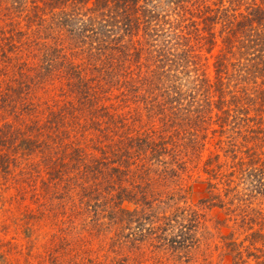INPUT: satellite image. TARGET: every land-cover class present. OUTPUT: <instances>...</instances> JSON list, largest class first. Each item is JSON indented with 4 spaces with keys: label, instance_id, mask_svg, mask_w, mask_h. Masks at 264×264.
Segmentation results:
<instances>
[{
    "label": "trees",
    "instance_id": "16d2710c",
    "mask_svg": "<svg viewBox=\"0 0 264 264\" xmlns=\"http://www.w3.org/2000/svg\"><path fill=\"white\" fill-rule=\"evenodd\" d=\"M5 1L25 20L24 30H16L20 42L32 44L44 35L45 6L53 15L50 37L57 30L71 40L61 44L65 38L58 36L46 54L50 78L73 96L57 112L72 128H94L96 138L102 134L104 144L93 139L96 152L81 154L89 156L79 174L92 179L84 188L90 201L101 184L110 186L111 174L121 182L123 176L141 178L143 183H133L136 192L121 186L116 197L184 202L175 217L195 227L199 209L172 186L179 183L186 154L208 140L215 148L204 161L209 177L203 201L231 211L264 197V0ZM112 108H127L130 119L147 128L120 132L114 140L111 130L126 122ZM158 184L166 185L161 198L147 189ZM164 219L165 238L173 236L174 218ZM172 238L166 242L173 244ZM258 239L264 244V233L252 232L251 244Z\"/></svg>",
    "mask_w": 264,
    "mask_h": 264
},
{
    "label": "rangeland",
    "instance_id": "374dc122",
    "mask_svg": "<svg viewBox=\"0 0 264 264\" xmlns=\"http://www.w3.org/2000/svg\"><path fill=\"white\" fill-rule=\"evenodd\" d=\"M45 7L44 35L22 43L18 31L24 30L25 20L0 0V264H264V244L259 239L251 244L252 232L264 233V197L248 202L250 208L231 211L203 201L209 177L204 161L215 148L211 140L206 141L210 149L202 146L183 156L179 183L172 186L182 188L187 204L199 209L195 227L188 218L175 217L184 202L116 197L121 186L130 195L136 192L133 183H143L141 178L123 176L121 182L111 174L110 186L101 184L90 201V190L84 188L92 179L79 174L89 156H82L95 151L94 138L104 144L102 134L96 138L94 128H72L64 113L57 112L73 96L64 92L63 82L50 78L46 53L58 36L65 38L61 44L71 40L57 30L51 35L55 39L50 37L53 15ZM112 111L126 122L111 130L114 140L121 138L120 132L147 128L143 122L135 124L127 108ZM147 189L156 198L166 194V185ZM126 192L124 198H130ZM244 213L251 218L247 223ZM165 216L174 218L177 228L166 237H173V244L166 242Z\"/></svg>",
    "mask_w": 264,
    "mask_h": 264
}]
</instances>
